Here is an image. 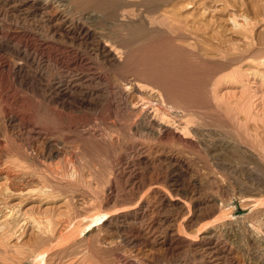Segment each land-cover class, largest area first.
Listing matches in <instances>:
<instances>
[{"label":"rangeland","instance_id":"1","mask_svg":"<svg viewBox=\"0 0 264 264\" xmlns=\"http://www.w3.org/2000/svg\"><path fill=\"white\" fill-rule=\"evenodd\" d=\"M188 1H190L189 4H187ZM242 2L245 4L243 5ZM181 4L191 5V7H182ZM166 6L173 9L172 11L175 10V16H178V18L181 20L183 17L184 20L187 19L186 16H188L187 20H189L192 15H196L197 24L195 26L200 25L201 27L199 26L197 27V29H199L195 30V33L198 32L196 34V36H198L194 42H192V45L195 51H197L200 56H203L202 58L205 61L207 60L208 62H213L214 54L218 51H221L222 49V51H224V49L229 50L232 49L233 46L237 48V45H240L239 47H242L241 49H246V44L252 43V40H255L253 43L256 47L258 46L256 48L253 45L254 49L248 51L249 54L248 52H245V54L249 55V58L251 59H244L245 61L241 60L240 63L235 61L231 63L232 66L230 64L227 66V68L215 70L216 72L213 70V72L209 74L207 77V79H209L208 81L206 80V85L204 88V90H206V92L204 91L205 97L207 98L205 99L206 102L204 101V103L200 105H187V107H185L187 112H189L192 108V112H189L190 122L188 121V127L185 129L187 131L186 135H188V140L187 137L184 138L181 134L176 135L177 137L175 136V138L174 136L170 135L173 137L172 140L170 139L172 137L169 135H167L168 137L166 135L158 137L157 132H154V130L150 131V129L143 128L144 122L142 121V118L134 116V114H132L128 108L124 109V106H121L123 104L121 101H119L116 93L112 92L109 94L105 86V82L95 78L97 74L103 75L105 73L104 75H108L107 78L109 80L112 77V81L116 82L119 81L120 76L123 74L122 69H113L106 66L104 62L102 63L101 60L96 59L92 54H90V52L88 53L89 49L83 42L79 43L69 38L53 39V42H60L69 48L75 47L74 49H79L78 52L82 54L85 53L86 62L84 60L83 65H78L77 67L73 66V70L72 68H66L61 64L55 63L53 58L47 57V55L44 56L45 58L37 55L35 59H21V66L24 68L21 67L18 70L16 67L19 61L18 58L15 55H12L13 53H10V51H2V54L7 56L6 58L14 68L11 70V72L4 71L5 73H0V80L3 81H0V139L2 141V149L0 150V163H2V165L9 166L12 168V170L14 169V171L21 172L26 170L33 172L38 171L39 173L43 170L50 172L51 170H54V168L64 167L68 163L69 158L72 159V161H75L74 165H78V162L81 163L83 161L82 176L85 177L84 175L86 174L88 178L87 181H90H85V177V179L83 178L84 180H82L81 185H79L78 192H80L79 195L81 196V200L79 201L80 207H77L78 209L81 208L79 209L80 212L77 209L71 207L68 202H63V200L60 198H49L46 202L40 204L36 199L31 197H26L27 199L25 198L21 202H18L17 198H12L13 200H11V203H18V205H20L19 208L22 209V211L29 213L32 217L35 216L34 218L37 217L36 219L39 221L38 225H41H39L37 230L36 226L27 225L28 228L27 226L24 228L25 234H22L19 241H16V239L13 238L4 243L5 245L0 244V264H18L16 262L18 261V257L20 259L25 258L30 247L32 249L35 248L36 251L37 249L38 251L45 250L47 255L45 258L49 260L52 254V248H50L48 251L47 249L49 246H52L51 244H53L54 241L51 239V237H49L50 235H45V233L50 232V229L47 230V228H49L52 224L50 225L49 223H52L57 216L61 217L62 215V217L72 218V226L69 231L71 232L73 240L70 242L72 247L70 245L69 248H71V250H69L67 247L68 250L66 249L63 253H60L61 255L55 258V262H57L55 264H61V262L62 264H67V262L69 264H77L79 262H76V260L79 261L80 258H83L80 259L81 264H125V262L126 264H264V0H167L166 3L164 2V4L161 5L162 8L165 7V9L163 8V11L166 10ZM236 7H240L241 11L250 17L252 23L254 21V23L251 24L252 26H249L250 31L249 29H247L248 32L246 30H240V33L239 30L231 31L229 29V24H227L224 18L227 16V13H229L228 11H231V9ZM132 8L129 7L127 8L129 11L127 9L125 11H141V9L138 7L133 6ZM159 13L163 14L162 11ZM5 14V17L2 18L5 20L1 21L4 25L3 27L8 28L10 31H15L18 29L22 23L20 19H18V17L13 15L11 12ZM156 14L157 15H154V18L152 16H147L151 20L150 21L148 19L150 25V22L154 23V19H157L156 16L160 15L158 13ZM180 14H183L181 15L183 16L182 18ZM11 17L14 18V21ZM161 17L164 19L163 15H160L158 17L159 19L156 20V23L152 24L151 26H160V24H157V21H159ZM210 17L212 19H210ZM217 19L222 20L219 21ZM12 21L15 22V24ZM14 26H16V29ZM27 26L31 28L29 24H27ZM222 26H224L225 29ZM227 28L229 29L230 33ZM252 29H254V31ZM34 31L41 32V30L36 28ZM244 33H246L245 35L248 36H243L242 34ZM249 40H251V42ZM0 42L16 41H6V39L1 37ZM182 43L184 42H181V44ZM185 43L187 44V42ZM216 43L219 47L216 45ZM231 43L232 46H230ZM177 44L179 45L180 42ZM186 44L182 45L183 48L188 50L190 46ZM203 47L206 48L203 49ZM220 47H222V49ZM13 49L14 48L12 47V50ZM201 53L203 54L201 55ZM211 57L212 59H210ZM247 60H250V63ZM75 69H78L79 72ZM70 73L71 75H69ZM216 74L217 76L215 77ZM79 76L84 80L80 79V81H78V87L72 89L70 92L64 91V88L62 89V86H64L63 84L65 82L69 81V79L73 77ZM117 76L119 77L117 78ZM7 79L10 80L7 81ZM112 81L110 80V83ZM209 82H211L210 87L208 84ZM21 83L23 84L21 85ZM83 84L87 86H84ZM111 84H113V82ZM50 85L51 88H49ZM206 86L209 87V92L207 91L208 89ZM77 95L78 97L76 98ZM90 97L93 99H90ZM110 97L112 101L109 100ZM21 98L23 100H21L22 102L20 101ZM100 102L102 103L100 104ZM113 103L116 106H114ZM209 103L211 104L210 106H208ZM45 104L48 105L46 106ZM85 104L86 106H84ZM44 105L47 108H45ZM60 105L65 112L68 111V113H71L72 115L83 116V120L85 119L90 123V130H93V127L96 128L95 126H97V129L106 132H110L112 129H114L111 131L114 133V135H117L116 133L121 134L118 138L120 142L117 139L118 144L115 140L111 142V144L110 141H107L106 139L104 140L100 138V140L99 136L97 135L95 137L99 140L96 139V141L94 136L89 137L84 133L83 138L78 136H76L77 138L71 137L73 141H69L70 138L65 139L64 134L55 132V129L52 126L53 123L51 122L52 119L50 111L54 107H59L57 109H61ZM118 106H121V108ZM181 107L184 108L183 105ZM188 107H191L190 110ZM195 108L196 110H194ZM72 109L77 110L73 111ZM45 111L47 113L49 112L48 115ZM129 115H133L134 118L133 116ZM120 118L121 121L119 120ZM124 118L126 119L125 121ZM130 118L133 120H130ZM109 123L112 126H110ZM50 126L53 129L50 128ZM86 126V124L83 126V130ZM109 126L110 128H114H111L109 131ZM102 127H104L105 130H103L104 128ZM35 130H37V132L34 133L33 131ZM182 134L184 135V133ZM181 138L184 139V141ZM76 139L79 140L77 141ZM82 142H84V144ZM83 145H85V147ZM92 146H94L95 149ZM73 147H76V149L80 148L81 151L79 149H75V151ZM85 153L87 156L84 155ZM74 154H77V156L73 157ZM108 168L111 171H109V173L107 171ZM92 169L93 171H91ZM89 171L91 173L90 175H88ZM100 172H104L106 175L101 174ZM105 172L109 174L110 179L109 177L106 178L108 175ZM98 173L100 177L98 176ZM103 176L106 177L103 178ZM113 176L118 177L115 179ZM98 179H100L99 182H97L99 186L96 185V181H98ZM108 180H111L113 184V197L108 203L102 204L99 200H101L103 188H106ZM3 181L4 180H0V188L5 186ZM115 181L117 184H114ZM102 183L105 184V186H103ZM152 185H163L164 189L166 188L165 190L167 191V199L161 201L157 195H154V193L152 194V191H150V186ZM95 188H98V190ZM120 190H122V192ZM168 191L170 194L172 193V195H170ZM128 192L130 198L128 197ZM131 192L132 195L134 193V197L131 195ZM117 195H119V197ZM83 196L88 202L85 204L89 206L90 209L93 207L92 212L98 210L100 211L99 216L102 217L100 221L94 222V220H90L91 217L94 218V216L83 212ZM116 196L117 199L115 198ZM168 196H174L176 197V200H173L172 203H170L168 201ZM122 197L127 200H124ZM137 197L141 198L138 199ZM214 197L216 198L214 199ZM247 197L254 198V203L252 201L250 203L249 201H246ZM140 199L141 202L139 201ZM211 199L214 201L216 200V210H212V203H210ZM129 200L132 202L130 204L133 205L137 204L138 201L141 203V205L143 204L142 209L144 212L142 214L144 217L142 216L141 218L139 217L134 219L129 218L131 220L122 222V217L118 216L121 215V208L124 210L132 206H128ZM157 200L159 201L157 202ZM113 201L116 202V204ZM138 205L135 206L136 209L139 208ZM100 207L105 208L101 210ZM112 211H114V213ZM109 214L111 217L104 221V217H107ZM114 217H118L117 220ZM111 219H114V222ZM83 221L91 222H89V224H85ZM91 223L92 226L89 229H86L82 235L76 234H79L80 230H83V228L91 225ZM77 227L80 229L78 228L77 230ZM39 229H41L40 231L44 229L45 232L43 230L44 233H41L38 231ZM33 231L38 232L35 234ZM69 231H67L68 233L66 232L68 236L70 235ZM91 233L92 236L90 235ZM73 234H76L77 237H74ZM39 235L41 236L40 239L38 238L40 237ZM86 236L88 238H86ZM124 236L125 238H123ZM202 237H204V239ZM38 240L39 242H36ZM48 240L49 242H47ZM80 240L82 242H80ZM131 240H134V242H131ZM30 241H32V243L28 244ZM152 241L156 242L152 244ZM20 243L23 245H28L27 250L26 248L23 249L21 247L22 244L20 245ZM33 243L35 245H33ZM40 244L42 245L40 246ZM78 245L84 247H79ZM46 246L47 248H44ZM72 248L73 251L79 250L78 252H73ZM80 249L82 253L79 252ZM19 250L20 253L18 252ZM66 251L76 254L72 253L71 255ZM91 251L96 253L93 252V254H91ZM67 253L71 256L69 255L68 257ZM79 256L81 257L77 259ZM51 257L55 256L52 255ZM62 257L64 260H62ZM68 258L74 259L69 260ZM10 259H14V262H12ZM21 262L22 260L19 261V263ZM22 264L32 263L26 259L22 262Z\"/></svg>","mask_w":264,"mask_h":264},{"label":"bare ground","instance_id":"2","mask_svg":"<svg viewBox=\"0 0 264 264\" xmlns=\"http://www.w3.org/2000/svg\"><path fill=\"white\" fill-rule=\"evenodd\" d=\"M167 1V0H166ZM165 0H0V38L6 39V41L14 40L16 42H0V73L1 72H11V70L14 68L9 63L7 56H4L2 54V51H10L12 52V55H15L18 58V64L16 65L17 69L19 70L21 67V59H35L37 55L40 57H44L47 55V57H52L55 63L61 64L63 67L66 68H72L73 66L77 67L78 65H83L85 60V53H80L78 50L63 45L60 42H53V39H71L76 42H83L88 47L90 54H92L96 59H99L106 64L109 68L117 69L121 68L123 74L120 76L119 81H111L113 84L110 83V80L107 78V76L103 75H96V79L103 80L105 82V86L107 88L108 93H116V95L119 98V101L124 106V109L128 108L129 111L134 114L136 117H141L142 121L144 122L143 128L154 130V132H157V136H167L172 135L175 136L178 134H181L184 138L187 137L186 135L187 131V123L190 120L189 119V112H187V105H196V104H202L204 103L205 97L204 90L205 88V82L208 81L207 77L213 70L218 69H224L227 68L231 63L238 61L240 63L241 60L248 59L249 55L245 54L248 51L254 49L253 47L255 44L252 40V43H247L246 49H241L242 47H239L240 45H237V48L234 46L232 49H224L222 51V47H220L221 51H218L214 54V60L213 62L210 61L207 62L203 60V56H200L197 51H195L193 47L194 40L196 39L195 30L200 25H197L196 21V15H192L189 20L188 16L187 19H183L184 17L181 16L183 14H180L182 20L178 18V16H175L173 9L166 6V10L163 11V8L161 5L166 3ZM171 2V1H170ZM183 2V1H182ZM190 1L187 2L189 4ZM243 5L245 4L242 2ZM185 5L181 4L183 7H191V5ZM175 5V4H174ZM138 7L141 9L140 12H136L135 10L133 12H126L125 10L129 7ZM246 6V5H245ZM170 9H168V8ZM174 7V6H173ZM244 7V6H243ZM254 7V6H253ZM133 9V8H132ZM187 9V8H186ZM249 9V8H248ZM129 11V9H127ZM138 10V9H136ZM192 10V9H191ZM190 10V11H191ZM219 10V9H218ZM244 10V9H243ZM11 12L13 15L17 16L18 19L22 22L18 29L15 31H10L8 28H4L2 24V19L5 17V13ZM163 12V14L159 12ZM203 11V10H202ZM227 16L224 18L227 24H229V29L232 30H246L249 29V26L253 23L250 20V17L248 18L243 11H241L240 7H236L234 9H231V11H228ZM153 13V14H152ZM156 13L163 15L164 19L162 17L159 21H157L156 26H151L152 24L156 23V20L159 19L158 16L157 19H154V23L150 22V18L147 16L155 17L154 15H157ZM192 13V12H191ZM152 14V15H150ZM178 14V12H177ZM176 14V15H177ZM11 15V14H10ZM179 15V14H178ZM198 15V14H197ZM252 15V14H251ZM12 16V15H11ZM13 16V17H15ZM179 16V17H180ZM264 16V15H263ZM16 17V18H17ZM37 17V18H36ZM212 17V16H211ZM210 17V19H212ZM218 17V16H217ZM224 17V16H223ZM220 17V18H223ZM7 18V16H6ZM12 18V17H11ZM216 18V17H215ZM14 18H12L13 20ZM149 19V20H148ZM162 19V20H161ZM209 19V18H208ZM207 19V20H208ZM209 19V20H210ZM252 19V17H251ZM8 20V19H7ZM198 20V19H197ZM202 20V19H201ZM214 20V18H213ZM222 20V19H217ZM10 21V20H9ZM14 21V20H13ZM12 21V22H13ZM148 21V22H147ZM151 21V20H150ZM161 21V22H160ZM199 21V20H198ZM206 21V20H205ZM224 21V20H223ZM201 22V21H200ZM256 22V21H255ZM15 24V22H13ZM12 23V24H13ZM20 23V22H19ZM207 23V22H206ZM10 24V23H9ZM18 24V23H17ZM27 24L30 25L31 28L27 26ZM203 24V22H202ZM208 24V23H207ZM218 24V22H217ZM8 25V24H7ZM6 25V26H7ZM213 25V24H211ZM221 25V24H220ZM9 26V25H8ZM162 26V27H161ZM204 26V25H203ZM252 26V25H251ZM201 27V26H200ZM224 28V26H222ZM41 30V32L34 31V29ZM204 28V27H203ZM263 28V27H262ZM199 29V28H198ZM197 29V30H198ZM216 29V28H214ZM225 29V28H224ZM223 29V30H224ZM228 29V28H227ZM228 29V31H229ZM209 30V28H208ZM212 30V29H211ZM219 30V29H218ZM254 31V29H252ZM251 30V31H252ZM227 31V30H226ZM236 31V32H237ZM245 31V32H246ZM250 31V29H249ZM244 32V31H243ZM248 32V31H247ZM217 33V32H216ZM228 33V32H227ZM230 33V31H229ZM234 33V32H233ZM241 33V32H240ZM238 34V32H237ZM246 33L242 34L243 36ZM251 34V33H250ZM221 35V34H220ZM231 35V34H230ZM236 35V33H235ZM240 35V36H242ZM208 36V35H207ZM237 36V35H236ZM248 35H245V37ZM253 37V36H252ZM239 38V37H238ZM247 39V38H246ZM249 39V38H248ZM61 41V40H60ZM246 41V40H245ZM251 42V40H249ZM248 41V42H249ZM63 42V41H62ZM69 42V41H68ZM178 42H184L182 44L190 46L187 49L183 48V45L177 44ZM234 42V41H233ZM236 42V40H235ZM74 43V42H73ZM201 43V42H200ZM206 43V42H205ZM219 43V42H217ZM216 43V45H217ZM241 43V42H240ZM244 43V42H243ZM65 44V42H64ZM68 44V43H67ZM82 44V43H81ZM203 44V43H201ZM238 44V43H237ZM185 45V46H186ZM204 45V44H203ZM210 45V44H209ZM214 45V44H213ZM254 45V46H253ZM258 45V44H257ZM262 45V43H261ZM201 46V45H200ZM218 46V45H217ZM228 46V45H226ZM232 46V43L231 45ZM229 46V47H230ZM260 46V45H259ZM12 47L14 48L12 50ZM187 47V46H186ZM192 47V48H191ZM215 47V45H214ZM219 47V46H218ZM239 47V49H238ZM256 47V46H255ZM258 47V46H257ZM256 47V48H257ZM200 48V47H199ZM202 48V46H201ZM206 47H203V49ZM226 48V47H225ZM255 48V49H256ZM261 48V47H260ZM216 49V48H213ZM264 49V47H263ZM208 50V49H207ZM210 50V49H209ZM212 50V49H211ZM258 50V49H257ZM256 50V51H257ZM206 51V50H205ZM213 51V50H212ZM226 51V52H225ZM84 52V51H83ZM199 52V51H198ZM202 52V50H201ZM214 52V51H213ZM212 52V53H213ZM252 52V51H251ZM260 52V50H259ZM8 53V52H7ZM204 53V52H203ZM201 53V55L203 54ZM249 54V52H248ZM257 54V53H256ZM262 54V53H260ZM8 55V54H7ZM211 55V54H209ZM208 55V56H209ZM38 56V57H39ZM213 56V55H212ZM258 56V55H257ZM13 57V56H12ZM88 57V56H87ZM207 57V56H204ZM251 57V56H250ZM45 58V57H44ZM209 58V57H208ZM260 58V57H259ZM264 58V56H263ZM10 59V58H9ZM42 59V58H41ZM47 59V58H46ZM89 59V58H88ZM212 59V57L210 58ZM251 59V58H249ZM258 59V58H257ZM40 60V59H39ZM38 60V61H39ZM43 60V59H42ZM51 60V59H50ZM209 60V59H208ZM254 60V59H252ZM256 60V59H255ZM263 60V59H262ZM95 61V60H94ZM245 61V60H244ZM248 61V60H247ZM250 61V60H249ZM248 61V62H249ZM17 62V61H16ZM37 62V61H36ZM86 62V60H85ZM93 62V61H92ZM253 62V61H252ZM259 62V61H258ZM25 63V62H23ZM29 63V61H28ZM27 63V64H28ZM31 63V62H30ZM51 63V62H50ZM237 63V62H236ZM250 63V62H249ZM41 64V63H40ZM57 64V65H58ZM30 65V64H29ZM39 65V64H38ZM56 65V66H57ZM96 65V64H95ZM94 65V66H95ZM99 65V64H98ZM61 66V67H62ZM85 66V65H84ZM83 66V67H84ZM232 66V64H231ZM82 67V66H81ZM24 68V67H23ZM26 68V67H25ZM108 68V69H109ZM60 69V68H59ZM74 68H72L73 70ZM91 69V68H90ZM119 69V70H121ZM229 69V68H228ZM27 70V69H26ZM69 70V69H68ZM76 71L78 69H75ZM74 70V71H75ZM82 70V68H81ZM80 70V71H81ZM96 70V69H94ZM24 71V70H23ZM60 71V70H59ZM72 71V72H74ZM86 71V69H85ZM225 71V70H223ZM13 72V71H12ZM61 72V71H60ZM79 72V70H78ZM104 72V71H103ZM110 72V71H109ZM117 72V71H116ZM216 72V71H215ZM5 73V72H4ZM16 73V72H15ZM111 73V72H110ZM73 74V73H72ZM101 74V73H100ZM115 74V73H114ZM1 75V74H0ZM5 75V74H4ZM71 75V73L69 74ZM87 75V74H86ZM67 76V74H66ZM92 76V75H91ZM90 76V77H91ZM110 76V75H109ZM112 76V75H111ZM217 74L215 75V77ZM17 77V76H16ZM116 77V76H114ZM119 76H117L118 78ZM23 78V77H22ZM70 78V77H67ZM21 79V78H20ZM64 79V78H62ZM80 79L84 80L82 77H73L69 79V81L65 82L62 86V89L64 88V91H71L72 89L78 87V84ZM87 79V78H86ZM116 79V78H115ZM213 79V77H212ZM3 80V79H2ZM10 80V79H9ZM7 79V81H9ZM14 80V79H13ZM58 80V79H57ZM95 80V79H93ZM118 80V79H117ZM1 81V80H0ZM6 81V80H5ZM22 81V80H21ZM19 81V82H21ZM24 81V80H23ZM56 81V80H55ZM210 81V80H209ZM3 82V81H1ZM12 82V81H10ZM50 82V81H49ZM89 82V81H88ZM13 83V82H12ZM17 83V82H16ZM59 83V82H58ZM81 83V82H80ZM209 82V87H210ZM19 84V83H18ZM23 83H21L22 85ZM87 84V83H85ZM84 85V84H83ZM90 85V84H89ZM97 85V83H96ZM6 86V85H5ZM87 86V85H84ZM17 87V86H16ZM56 87V85H55ZM96 87V86H95ZM99 87V86H98ZM207 87V86H206ZM207 87V89L209 88ZM51 88V85L50 87ZM53 88V87H52ZM60 88V87H59ZM87 88V87H85ZM103 88V87H102ZM93 89V88H92ZM3 90V89H2ZM60 90V89H59ZM85 90V89H84ZM89 90V89H88ZM91 90V89H90ZM105 90V89H103ZM7 91V90H6ZM81 91V90H80ZM87 91V90H86ZM209 92V89L207 90ZM5 92V91H4ZM76 92V91H75ZM79 92V91H78ZM83 92V91H82ZM104 92V91H103ZM74 93V92H73ZM86 93V92H85ZM89 93V92H88ZM96 93V92H95ZM2 94V93H1ZM17 94V93H16ZM52 94V93H51ZM56 94V93H54ZM106 94V93H104ZM108 94V95H109ZM6 95V94H5ZM53 95V94H52ZM92 95V94H91ZM95 95V94H94ZM115 95V94H114ZM7 96V95H6ZM15 96V95H14ZM18 96V95H17ZM21 96V95H20ZM50 96V95H49ZM97 96V95H96ZM106 96V95H104ZM111 96V95H109ZM78 95L76 96V98ZM115 97V96H114ZM208 97V96H207ZM10 98V97H9ZM20 98V97H19ZM18 98V100H19ZM52 98V97H51ZM64 98V97H63ZM87 98V97H86ZM98 98V97H97ZM116 98V97H115ZM210 98V97H208ZM14 99V97H13ZM82 99V98H81ZM80 99V100H81ZM90 99H93L90 97ZM109 99V98H108ZM113 99V97H112ZM22 98L20 99V101ZM63 100V99H62ZM67 100V99H66ZM65 100V101H66ZM87 100V99H86ZM97 100V99H96ZM111 100V97L110 99ZM108 100V101H109ZM114 100V99H113ZM209 100V99H208ZM16 101V99H15ZM23 101V100H22ZM21 101V102H22ZM49 101V100H48ZM51 101V100H50ZM57 101V100H56ZM93 101V100H92ZM91 101V102H92ZM95 101V100H94ZM107 101V102H108ZM112 101V100H111ZM117 101V102H119ZM59 102V101H58ZM74 102V101H73ZM96 102V101H95ZM206 102V101H205ZM52 103V101H51ZM57 103V102H56ZM70 103V101H69ZM99 103V101H98ZM102 102H100L101 104ZM212 103V102H211ZM14 104V103H13ZM20 104V102H19ZM49 104V102H48ZM47 104V105H48ZM65 104V103H64ZM110 104V103H109ZM114 104V103H113ZM208 104V102H207ZM46 105V104H45ZM44 105V107H45ZM46 105V106H47ZM56 105V104H54ZM72 105V104H71ZM96 105V104H95ZM111 105V104H110ZM184 106L181 107V106ZM204 105V104H203ZM211 104L209 103L208 106ZM79 106V105H78ZM86 106V104L84 105ZM90 106V105H89ZM114 106H116L114 104ZM121 106L119 108H121ZM8 107V106H7ZM41 107V106H40ZM74 107V106H73ZM80 107V106H79ZM88 107V106H87ZM105 107V106H104ZM112 107V106H111ZM195 107V106H194ZM202 107V106H201ZM205 107V106H204ZM47 108V107H45ZM59 108V107H57ZM53 108L51 113V119H52V126L55 129L56 133L64 134L65 139H71L81 137L83 138V133L86 136H99V139H106L107 141L113 142L114 140L117 142V139L121 134L116 133L117 135H114L113 132H111L112 126L110 123L109 131H102L93 127V130H90L89 122L87 120H83V116H77L72 115L71 113H68L63 111L64 109H57ZM66 108V107H65ZM86 108V107H85ZM89 108V107H88ZM87 108V109H88ZM92 108V107H91ZM107 108V107H106ZM105 108V109H106ZM118 108V109H119ZM4 109V108H3ZM8 109V108H7ZM44 109V108H43ZM69 110V108L67 107ZM80 109V108H79ZM117 109V108H116ZM198 109V108H197ZM71 110V109H70ZM73 110V109H72ZM77 109L73 110L76 111ZM85 110V109H84ZM186 110V111H185ZM196 110V108L194 109ZM211 110V109H210ZM4 111V110H3ZM7 111V110H6ZM96 111V110H95ZM120 111V110H119ZM5 112V111H4ZM40 112V111H39ZM46 112V111H45ZM78 112V111H77ZM81 112V111H80ZM85 112V111H84ZM97 112V111H96ZM95 112V113H96ZM102 112V111H101ZM107 112V111H106ZM105 112V113H106ZM110 112V111H109ZM126 112V111H125ZM192 112V111H191ZM201 112V111H200ZM47 113V112H46ZM49 113V112H48ZM47 113V115H48ZM79 113V112H78ZM83 113V111H82ZM104 113V114H105ZM108 113V112H107ZM115 113V111H114ZM117 113V112H116ZM123 113V112H122ZM121 113V114H122ZM129 113V112H128ZM16 114V113H15ZM14 114V115H15ZM43 114V113H42ZM45 114V113H44ZM71 114V115H70ZM74 114V113H73ZM77 114V113H75ZM102 114V113H101ZM109 114V113H108ZM124 114V113H123ZM122 114V115H123ZM191 114V113H190ZM194 114V112H193ZM89 115V114H88ZM116 115V114H115ZM128 115V114H127ZM44 116V115H43ZM96 116V115H95ZM99 116V115H98ZM118 116V115H117ZM133 116V115H129ZM128 116V117H129ZM133 116V118H134ZM88 117V116H87ZM86 117V118H87ZM90 117V116H89ZM100 117V116H99ZM106 117V116H105ZM119 117V116H118ZM13 118V117H12ZM101 118V117H100ZM113 118V117H112ZM191 118V117H190ZM43 119V118H42ZM98 119V118H97ZM102 119V118H101ZM106 119V118H105ZM110 119V118H108ZM114 119V118H113ZM132 118H130L131 120ZM50 120V119H48ZM93 120V119H91ZM96 120V119H95ZM94 120V121H95ZM112 120V119H111ZM110 120V121H111ZM115 120V119H114ZM113 120V121H114ZM121 121V118L119 119ZM126 119L124 118V121ZM133 120V119H132ZM28 121V120H27ZM93 121V122H94ZM109 121V120H108ZM128 121V120H127ZM135 121V120H134ZM96 122V121H95ZM100 122V120H99ZM115 122V121H114ZM142 122V123H143ZM190 122V121H189ZM102 123V122H101ZM134 123V122H133ZM25 124V123H24ZM30 124V123H29ZM34 124V123H33ZM42 124V123H41ZM50 124V123H49ZM87 125L85 129L83 130V126ZM93 124V123H91ZM104 124V123H103ZM127 124V123H126ZM124 124V125H126ZM129 124V123H128ZM131 124V123H130ZM36 125V124H35ZM96 125V124H95ZM106 125V124H105ZM115 125V124H114ZM123 125V124H122ZM137 125V124H136ZM140 125V124H139ZM29 126V125H28ZM33 126V125H30ZM94 126V125H93ZM104 126V125H103ZM108 126V125H107ZM82 127V128H80ZM126 127V126H125ZM131 127V126H130ZM31 128V127H30ZM50 128H52L50 126ZM104 128V127H102ZM120 128V127H119ZM133 128V127H132ZM137 128V127H136ZM141 128V127H140ZM42 129V128H41ZM53 129V128H52ZM107 129V128H106ZM129 129V128H128ZM134 129V128H133ZM34 130V128H33ZM46 131L45 129H43ZM105 130V128L103 129ZM126 130V129H125ZM136 130V129H135ZM140 130V129H139ZM49 131V127H48ZM116 131V130H115ZM114 131V132H115ZM130 131V130H129ZM147 131V130H146ZM189 131V130H188ZM34 133L37 132V130L33 131ZM54 132V131H53ZM82 132V133H81ZM103 132V133H102ZM118 132V130H117ZM121 132V131H120ZM125 132V131H124ZM131 132V131H130ZM143 132V131H142ZM140 133V132H138ZM152 133V132H151ZM184 133V135L182 134ZM55 134V133H54ZM80 134V135H79ZM82 134V135H81ZM124 134V133H123ZM35 136V134H34ZM40 136V135H38ZM51 136V135H50ZM49 136V137H50ZM59 136V135H58ZM57 136V137H58ZM156 136V135H155ZM156 136V137H157ZM170 136V137H172ZM180 136V137H182ZM56 137V135H55ZM54 137V138H55ZM168 137V136H167ZM166 137V138H167ZM177 137V136H176ZM179 137V138H180ZM61 138V136H60ZM59 138V139H60ZM190 138V137H189ZM64 139V138H63ZM69 141H73L71 139ZM88 139V138H87ZM90 139V138H89ZM95 140H99L98 138H94ZM100 139V140H101ZM121 139V138H120ZM171 140L173 139L170 138ZM182 139V138H181ZM192 139V138H191ZM54 140V139H53ZM62 140V139H61ZM77 140V139H76ZM79 140V139H78ZM77 140V141H78ZM96 140V141H97ZM103 140V141H104ZM184 141V139H182ZM5 141V140H4ZM64 141V140H63ZM87 141V140H86ZM119 141V139H118ZM122 141V140H121ZM106 142V141H105ZM120 142V141H119ZM53 143V142H52ZM55 143V142H54ZM84 144V142H82ZM93 143V142H92ZM97 143V142H96ZM104 143V142H103ZM109 143V142H108ZM115 143V142H114ZM4 144V143H3ZM107 144V143H106ZM112 144V143H111ZM118 144V142H117ZM133 144V143H132ZM56 145V144H55ZM59 145V144H58ZM93 145V144H92ZM97 145V144H96ZM110 145V144H108ZM6 146V145H5ZM85 147V145H83ZM98 146V145H97ZM96 146V148H97ZM100 146V145H99ZM103 146V145H102ZM111 146V145H110ZM115 146V145H113ZM118 146V145H117ZM60 147V146H59ZM58 147V148H59ZM94 148V146H92ZM4 148V147H3ZM57 148V147H56ZM74 148V147H73ZM101 148V146H100ZM115 148V147H114ZM139 148V147H138ZM2 149V141L0 139V150ZM76 147L74 148V150ZM80 150V148H78ZM76 149V150H78ZM91 149V148H90ZM95 149V148H94ZM93 149V150H94ZM116 149V148H115ZM158 149V148H157ZM75 150V151H76ZM83 150V149H82ZM86 150V148H85ZM92 150V149H91ZM148 150V149H147ZM81 151V150H80ZM125 151V150H124ZM55 152V151H54ZM74 152V151H73ZM88 152V148H87ZM113 152V151H112ZM149 152V151H148ZM217 152V151H216ZM80 153V152H79ZM78 153V154H79ZM82 153V152H81ZM83 154V153H82ZM88 154V153H87ZM93 154V152H92ZM129 154V153H128ZM150 154V153H149ZM55 155V154H54ZM86 155V153L84 154ZM62 156V155H61ZM77 156V154H74L73 157ZM87 156V155H86ZM58 157V156H57ZM67 157V156H66ZM105 157V156H104ZM121 157V156H120ZM125 157V156H124ZM152 157V156H151ZM65 158V157H64ZM116 159V158H115ZM60 160V159H59ZM68 163L64 167H57L54 168V170L49 171H41L38 173V171H14L9 166L2 165L0 163V180H4L5 186L3 188H0V244L6 243L9 239L15 238L16 241L20 240L22 234L24 233V228L27 225H34L36 226V230L39 227L38 219L32 217L29 213L22 211V209L19 208L20 205L18 203H11L12 198H17L18 202L23 201L26 197H31L33 199H36L37 202L44 203L49 198H55V199H62L63 202H68L71 207L74 209H77L79 211L81 196L79 195L80 192H78L79 185H81L82 180L85 179L87 181L86 174L85 177L82 176V169H83V161L80 163L78 162V165H74L75 161H72V159L68 158ZM106 160V159H105ZM113 160V159H112ZM127 160V159H126ZM5 161V160H4ZM117 161V160H116ZM120 161V160H119ZM177 162V161H176ZM9 163V162H8ZM14 163V162H12ZM33 163V162H32ZM55 163V162H54ZM116 163V162H115ZM118 163V162H117ZM145 163V162H144ZM185 163V162H184ZM6 164V163H5ZM11 164V163H10ZM87 164V163H86ZM174 164V163H173ZM176 164V163H175ZM8 165V164H7ZM15 165V164H14ZM114 165V164H113ZM121 165V164H120ZM173 166V165H172ZM17 167V166H16ZM52 167V166H51ZM90 167V166H89ZM117 167V166H116ZM95 168V167H94ZM16 169V168H15ZM89 169V168H88ZM87 169V170H88ZM91 169V168H90ZM105 169V168H104ZM155 169V168H154ZM20 170V169H19ZM46 170V169H45ZM93 171V169L91 170ZM109 173V168H108ZM122 171V170H121ZM194 171V170H193ZM111 172V171H110ZM116 172V171H115ZM120 172V171H118ZM86 173V172H85ZM88 173V172H87ZM95 173V172H94ZM101 173V172H100ZM107 173V172H105ZM107 173V177H109V174ZM113 173V172H112ZM163 173V172H162ZM90 171L89 174L90 175ZM101 174H104L101 173ZM100 174V175H101ZM114 174V173H113ZM121 174V173H118ZM93 175V174H92ZM91 175V176H92ZM106 175V174H104ZM99 176V173H98ZM116 176V175H114ZM113 176V177H114ZM90 177V176H88ZM93 177V176H92ZM97 177V176H96ZM100 177V176H99ZM102 177V176H101ZM103 176V178H105ZM118 177V176H117ZM117 177H114L117 179ZM84 178V179H83ZM91 178V177H90ZM121 178V177H120ZM119 178V179H120ZM102 179V178H101ZM110 179V177H109ZM96 181V185H98ZM113 180V179H112ZM140 180V179H139ZM88 180L87 182H89ZM106 181V179H105ZM117 181V180H116ZM114 182V184H117V182ZM92 182V181H91ZM106 188H103L102 196H101V203L106 204L108 203L112 197H113V184L111 180L107 181ZM120 182V181H119ZM217 182V181H216ZM104 183V182H103ZM102 183V184H103ZM106 183V182H105ZM86 184V183H85ZM100 184V183H99ZM101 184V185H102ZM105 186V184H103ZM83 189V188H80ZM98 190V188H95ZM100 189V188H99ZM166 189V188H165ZM164 189L163 185H152L150 186V191H152V194L157 195L159 199L165 200L167 199V191ZM96 190V191H97ZM102 190V189H101ZM142 190V189H141ZM146 190V189H144ZM85 191V190H84ZM122 192V190H120ZM119 191V192H120ZM124 191V190H123ZM137 191V190H136ZM149 191V190H148ZM169 192V191H168ZM173 192V191H172ZM82 193V192H81ZM99 193V192H98ZM118 193V192H117ZM148 193V192H147ZM129 197V192L127 193ZM140 194V193H139ZM144 194V193H143ZM151 194V195H152ZM170 194V192H169ZM95 195V194H94ZM132 195V192H131ZM134 195V193H133ZM132 195V196H133ZM145 195V194H144ZM172 195V193L170 194ZM80 196V197H79ZM119 197V195H117ZM117 196L115 197L117 199ZM124 196V194H123ZM142 196V195H141ZM127 197V196H125ZM134 197V196H133ZM154 197V196H153ZM97 198V196H96ZM121 198V197H120ZM119 198V199H120ZM124 198V197H122ZM130 198V197H129ZM136 198V197H135ZM138 198V197H137ZM141 198V197H139ZM138 198V199H139ZM155 198V197H154ZM176 197L168 196V201L172 203L173 200ZM216 197H214L215 199ZM27 199V198H26ZM89 199V198H88ZM136 199V200H138ZM145 199V198H144ZM143 199V200H144ZM114 200V198H113ZM124 200H127L124 198ZM178 200V199H177ZM209 200V199H208ZM90 201V200H89ZM118 201V200H117ZM123 201V200H122ZM121 201V202H122ZM135 201V200H134ZM133 201V202H134ZM141 202V199L139 200ZM137 202V204H130L132 203L129 200V205H132L128 207L127 209L121 208V215L118 217H122L121 221L124 222L126 220H131L129 218H141L143 216L144 210L142 209L143 204ZM147 201V200H146ZM159 200H157L158 202ZM212 203V210H216L215 201L213 199L210 200ZM246 201H249V203L252 201H255L254 198L247 197ZM86 199L83 196V212L89 213L90 215H93L94 218L91 217L90 220H94V222H98L102 219V217L99 216L100 211L92 212L93 207L90 209L89 206H87ZM92 202V201H91ZM114 202V201H113ZM112 202V203H113ZM148 202V201H147ZM187 202V201H186ZM88 203V202H87ZM96 203V202H95ZM111 203V204H112ZM116 204V202H114ZM125 203V202H124ZM139 203V205H138ZM144 203V202H143ZM209 203V205H210ZM254 203V202H253ZM175 204V203H174ZM173 204V205H174ZM184 204V203H183ZM206 204V203H205ZM204 204V205H205ZM100 205V204H98ZM125 205V204H123ZM136 205L139 206V208L136 209ZM141 205V207H140ZM186 205V204H185ZM78 206V207H77ZM102 206V205H100ZM146 206V205H144ZM172 206V205H171ZM182 206V205H181ZM180 206V207H181ZM208 206V205H207ZM70 207V208H71ZM91 207V206H90ZM106 207V206H105ZM105 207H100L101 210ZM117 207V205H116ZM119 207V205H118ZM166 207V205H165ZM170 207V206H168ZM210 207V206H209ZM98 208V206H97ZM125 208V207H124ZM114 210V209H113ZM119 210V209H118ZM117 210V211H118ZM123 210V211H122ZM163 210V209H162ZM189 210V209H188ZM264 210V209H263ZM177 211V210H176ZM70 212V211H68ZM80 212V211H79ZM92 212V213H91ZM114 213V211H112ZM111 212V213H112ZM110 213V214H111ZM110 214L107 217H104V221L108 219ZM118 215V214H117ZM147 215V214H146ZM63 216V215H62ZM59 217L57 216L55 220H53L52 223H49L50 227L47 228L50 229L49 233H45L50 235L51 239L54 241L52 246L47 249V251L52 248L51 256L54 255L55 257H51L47 260L45 258L46 251L40 250L37 251L32 249L31 247L28 249V253L25 256V258L20 259L18 257V261H16L18 264H22L24 260H29L32 264H55V258L59 257L61 255L60 253H63L67 247L69 248L73 238L71 235V232L69 229L72 226V218L71 217ZM113 216V215H112ZM223 216V215H221ZM79 217V216H78ZM118 217H114L116 220ZM144 217V216H143ZM74 218V217H73ZM76 218V217H75ZM52 219V218H51ZM49 220V219H48ZM74 220V219H73ZM112 220V219H111ZM110 220V221H111ZM139 220V219H138ZM166 220V219H165ZM190 220V219H189ZM47 221V219H46ZM114 222V219L112 220ZM51 222V221H50ZM74 222V221H73ZM85 224H89V222L83 221ZM93 222V223H94ZM117 222V221H116ZM134 222V220H133ZM139 222V221H138ZM47 223V222H46ZM141 223V222H140ZM146 223V222H145ZM117 224V223H116ZM138 224V223H137ZM84 225V224H83ZM105 225V224H103ZM108 225V224H107ZM86 226V225H84ZM82 226V227H84ZM91 225H88L87 227L83 228V230L79 231V234L82 235L83 232L86 229H89ZM123 226V225H122ZM259 226V225H258ZM32 227V226H31ZM42 227V226H40ZM47 227V226H45ZM104 227V226H103ZM257 227V226H256ZM260 227V226H259ZM28 228V226H27ZM43 228V227H42ZM79 227H77L78 230ZM157 228V227H156ZM162 228V227H161ZM45 229V228H44ZM43 229V230H44ZM73 229V228H72ZM71 229V230H72ZM76 229V228H74ZM80 229V228H79ZM119 229V228H118ZM39 229L38 231H40ZM40 231L41 233L44 232ZM117 230V229H116ZM218 230V229H217ZM37 231V232H38ZM69 231L70 235L68 236L66 232ZM137 231V230H136ZM220 231V230H219ZM254 231V230H253ZM259 231V230H258ZM34 232V231H33ZM37 232H34L35 234ZM250 232V231H249ZM68 233V232H67ZM75 233V232H74ZM125 233V232H124ZM152 233V232H151ZM179 233V230H178ZM25 234V233H24ZM33 234V235H35ZM76 234H73L74 237H77ZM137 234V233H136ZM181 234V233H180ZM207 234V233H206ZM214 234V233H213ZM252 234V233H251ZM264 234V233H263ZM43 235V234H42ZM47 235V236H48ZM76 235V236H75ZM92 236V233L90 234ZM138 235V234H137ZM257 235V234H256ZM38 236V234H37ZM40 236V235H39ZM88 236V235H87ZM86 236V238H88ZM118 236V234H117ZM120 236V235H119ZM215 236V235H214ZM213 236V237H214ZM36 237V236H35ZM34 237V238H35ZM44 237V236H43ZM48 237V238H49ZM84 237V236H83ZM198 237V236H197ZM205 237V236H204ZM204 237H202L204 239ZM33 238V239H34ZM39 239L41 238L38 237ZM45 238V237H44ZM80 238V237H79ZM85 238V239H86ZM118 238V237H117ZM125 238V236L123 237ZM153 238V237H152ZM200 238V237H199ZM32 239V241H33ZM36 239V238H35ZM34 239V241H35ZM47 239V238H46ZM91 239V237H90ZM128 239V238H127ZM141 239V237H140ZM149 239V238H148ZM190 239V238H189ZM78 240V239H77ZM84 240V239H83ZM195 240V239H193ZM207 240V239H206ZM215 240V239H214ZM32 241L28 242V244L32 243ZM41 241V240H40ZM46 241V240H44ZM52 241V242H53ZM75 241V240H74ZM87 241V239H86ZM85 241V242H86ZM91 241V240H90ZM117 241V239H116ZM122 241V240H121ZM127 241V240H125ZM129 241V240H128ZM171 241V240H170ZM36 242H39L36 241ZM42 242V241H41ZM49 242V240L47 241ZM46 242V243H47ZM77 242V241H76ZM75 242V243H76ZM80 242H82L80 240ZM79 242V243H80ZM93 242V241H91ZM119 242V241H118ZM131 242H134V240ZM140 242V241H139ZM153 242V241H152ZM156 241H154L152 244H154ZM158 242V241H157ZM199 242V241H198ZM26 243V242H25ZM90 243V242H89ZM88 243V244H89ZM116 243V242H115ZM141 243V242H140ZM144 243V242H143ZM22 243H20L21 245ZM74 244V243H73ZM77 244V243H76ZM86 244V243H83ZM82 244V245H83ZM87 244V245H88ZM91 244V243H90ZM132 244V243H131ZM142 244V243H141ZM206 244V243H205ZM5 245V244H4ZM33 245H35L33 243ZM42 244H40L41 246ZM75 245V244H74ZM73 245V247H74ZM81 245V244H80ZM86 245V246H87ZM27 246V247H26ZM45 246V245H44ZM48 246V244H47ZM44 247V248H47ZM76 246V245H75ZM79 246V245H78ZM90 246V245H89ZM88 246V247H89ZM93 246V245H91ZM258 246V245H257ZM23 249L28 248V245H21ZM36 247V246H33ZM72 247V245H71ZM84 247V246H79ZM94 247V246H93ZM261 247V246H260ZM38 248V247H37ZM43 248V247H42ZM78 248V247H76ZM92 248V247H90ZM20 249V248H19ZM21 249V250H23ZM96 249V248H95ZM222 249V248H221ZM68 250V249H67ZM71 250V248H69ZM79 250V249H78ZM72 251L73 252H78ZM83 250V249H82ZM97 251V250H96ZM101 251V250H100ZM20 253V250L18 251ZM25 252V251H23ZM69 252L70 251H66ZM71 252L70 254L72 255ZM81 252V249L79 251ZM93 254L94 251H91ZM219 252V251H218ZM17 253V252H16ZM26 253V252H25ZM96 253V252H94ZM99 253V252H98ZM97 253V254H98ZM235 253V252H234ZM259 253V252H258ZM1 254V253H0ZM24 254V253H21ZM68 254V253H67ZM68 254V257L69 255ZM76 254V253H73ZM78 254V253H77ZM90 254V253H89ZM15 255V254H14ZM70 255V256H71ZM263 255V253H262ZM8 256V255H7ZM13 256V255H12ZM82 256V255H81ZM81 256H79L77 259H79ZM224 256V255H223ZM5 258V257H4ZM7 258V257H6ZM12 258V257H11ZM14 258V256H13ZM128 258V257H126ZM125 258V259H126ZM135 258V257H134ZM260 258V257H259ZM47 262H46V260ZM69 259V258H68ZM74 258H70L69 260H73ZM83 259V258H80ZM76 260V262L80 263ZM4 260V259H3ZM12 260V259H10ZM9 260V261H10ZM19 263V261H21ZM62 260L63 257H62ZM128 260V259H127ZM8 261V260H7ZM134 261V260H133ZM237 261V260H236ZM2 262V261H1ZM5 262V261H4ZM11 262V261H10ZM14 262V259L12 260ZM72 262V261H71ZM82 262V260H81ZM123 262V261H121ZM7 263V262H5ZM77 263V264H79ZM83 263V262H82ZM128 263V262H127ZM132 263V262H131ZM9 264V263H8ZM62 264V262H61ZM67 264H69L67 262ZM71 264V263H70ZM73 264V263H72ZM76 264V263H75ZM81 264V263H80ZM124 264V263H123ZM126 264V262H125Z\"/></svg>","mask_w":264,"mask_h":264}]
</instances>
